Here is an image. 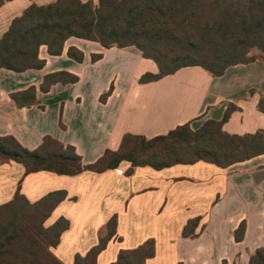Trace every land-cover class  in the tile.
Instances as JSON below:
<instances>
[{
  "label": "crops",
  "instance_id": "crops-1",
  "mask_svg": "<svg viewBox=\"0 0 264 264\" xmlns=\"http://www.w3.org/2000/svg\"><path fill=\"white\" fill-rule=\"evenodd\" d=\"M56 0H11L0 8V37L31 5ZM82 3L98 0H80ZM70 47L84 54L77 63ZM96 55L102 58L93 60ZM40 70L21 73L0 68V137H13L29 151L46 136L73 146L84 164L96 163L108 150L120 149L125 135L152 139L189 124L198 130L207 120L220 121L230 104L238 108L223 126L232 135L264 130V60L232 66L221 77L201 67H185L174 75L144 84L143 74L157 64L135 47L104 49L100 43L68 39L60 56L46 46ZM69 72L78 83L40 86L46 75ZM34 87L38 104L19 108L14 93ZM108 95L104 100V96ZM122 163L103 173L77 176L42 171L26 176L23 165L0 158V205L12 200L20 186L31 204L55 192H66L46 228L66 218L69 227L52 249L64 264H75L100 244L106 226L117 218L116 235L99 254L97 264H113L121 251L154 241L146 264H249L264 248V155L220 168L199 161L165 169ZM199 220L194 236L184 237L190 221ZM245 223L244 236L235 233Z\"/></svg>",
  "mask_w": 264,
  "mask_h": 264
},
{
  "label": "trees",
  "instance_id": "trees-1",
  "mask_svg": "<svg viewBox=\"0 0 264 264\" xmlns=\"http://www.w3.org/2000/svg\"><path fill=\"white\" fill-rule=\"evenodd\" d=\"M9 1L0 0V8ZM72 37L98 42L104 49L137 48L158 65L156 74L142 75L144 84L190 66L221 77L232 66L264 60V0H98L97 5L56 0L46 6L31 5L0 37V68L16 73L40 70L45 65L40 48L46 46L50 55L60 56ZM68 56L84 62V54L75 47L69 48ZM99 58L102 56L96 55L93 60ZM78 82L69 72L51 73L45 76L40 91ZM11 98L19 108L38 104L34 87ZM263 104L264 98L261 109ZM236 111L230 104L222 120H207L198 130L187 123L152 139L127 134L119 150L106 151L92 164H84L73 146L51 136L35 151L13 137H0V158L23 165L26 176L42 171L71 177L87 171L103 173L124 162L131 165L129 173L139 166L165 169L199 161L227 168L264 155V130L243 136L224 131V124ZM66 197L64 191L55 192L31 204L19 186L12 200L0 205V264H64L52 249L60 243L69 222L61 218L48 228L45 222ZM198 223V219L190 221L184 237L194 236ZM116 224L114 217L100 244L87 255L77 256L75 264H97L99 254L116 235ZM244 229L245 223L236 231V241L242 240ZM154 247V241H149L138 249L121 251L113 264H146L154 256ZM249 264H264V248L251 256Z\"/></svg>",
  "mask_w": 264,
  "mask_h": 264
},
{
  "label": "rangeland",
  "instance_id": "rangeland-1",
  "mask_svg": "<svg viewBox=\"0 0 264 264\" xmlns=\"http://www.w3.org/2000/svg\"><path fill=\"white\" fill-rule=\"evenodd\" d=\"M254 52H256V51H254Z\"/></svg>",
  "mask_w": 264,
  "mask_h": 264
}]
</instances>
